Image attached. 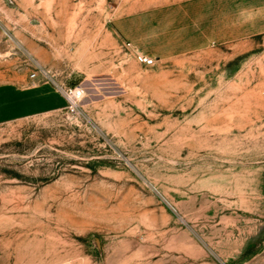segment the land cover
I'll use <instances>...</instances> for the list:
<instances>
[{
	"label": "rangeland",
	"instance_id": "obj_1",
	"mask_svg": "<svg viewBox=\"0 0 264 264\" xmlns=\"http://www.w3.org/2000/svg\"><path fill=\"white\" fill-rule=\"evenodd\" d=\"M253 3L237 12L229 0L239 41L140 51L155 59L146 66L116 32L117 0H0V83L32 84L41 66L45 84L85 91L76 113L0 125V264L264 256V19L253 26Z\"/></svg>",
	"mask_w": 264,
	"mask_h": 264
},
{
	"label": "crops",
	"instance_id": "obj_2",
	"mask_svg": "<svg viewBox=\"0 0 264 264\" xmlns=\"http://www.w3.org/2000/svg\"><path fill=\"white\" fill-rule=\"evenodd\" d=\"M117 1L121 12L114 21L116 32L139 51L158 58L204 49L213 41L228 43L244 37V22H229V0ZM235 2L232 8L238 12L242 5ZM253 2L252 24L259 26L264 5L259 0ZM217 10L219 16L213 17ZM65 105V98L53 85L0 83V125ZM250 263L264 264L263 253L253 254Z\"/></svg>",
	"mask_w": 264,
	"mask_h": 264
},
{
	"label": "built area",
	"instance_id": "obj_3",
	"mask_svg": "<svg viewBox=\"0 0 264 264\" xmlns=\"http://www.w3.org/2000/svg\"><path fill=\"white\" fill-rule=\"evenodd\" d=\"M127 47L133 51L136 59L143 65L153 66L155 65V59L141 53L134 45L131 43L126 44ZM48 72L39 66L34 72L30 74V81L32 84H45L48 83L47 80ZM57 90L66 100L65 109L68 112L76 113L79 107V101L84 97L85 91L84 87H67L65 84H56ZM61 264H68L67 262Z\"/></svg>",
	"mask_w": 264,
	"mask_h": 264
}]
</instances>
